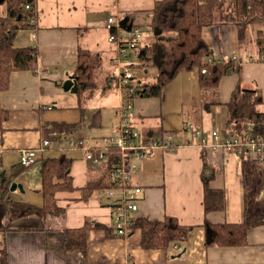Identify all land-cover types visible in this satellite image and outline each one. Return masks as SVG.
I'll return each mask as SVG.
<instances>
[{"label":"crops","instance_id":"crops-1","mask_svg":"<svg viewBox=\"0 0 264 264\" xmlns=\"http://www.w3.org/2000/svg\"><path fill=\"white\" fill-rule=\"evenodd\" d=\"M157 1L37 0V28L17 33L14 46H35L38 67L13 72L8 90L0 94V249L7 251L9 264H78L73 255L63 258L53 248L63 245L65 230L78 229L88 223L92 229L87 235L85 264H264V225L249 231V244L245 247L205 245V220L212 224L244 222L241 160L235 152L211 148V139L202 147L200 138L181 134L184 125L189 123L201 130L222 132L227 116L225 104L240 78L244 88L260 89L264 101V61H258L264 55V33L258 25L251 31L250 41L244 44L239 40L235 25L203 30L204 39L215 56L225 59L237 56L241 66V74L233 73L221 79L218 86L220 105L206 107L208 91L202 94L205 91L200 89L198 70L180 72L161 97L139 96L133 100L129 114L143 141L172 132L176 133L180 146L173 152H159L149 159H131V164L137 167L132 171L133 183L142 189L136 217L157 222L167 217L176 218L181 225L193 227L185 242L167 248H145L139 242L138 233L118 236L112 225L111 201L103 195V189L95 191L88 200L80 198L79 189L89 181L108 184L109 173L106 164L94 166L85 159V150L78 146L83 137L76 135L84 125L90 130L103 125L102 115L97 113L101 111L96 110L102 103L90 104L93 98L107 102L115 96L114 106L117 97L119 105L121 102L114 63L118 54L116 46L109 43L106 21L115 17L122 36L131 26L140 27L146 47L151 39L150 25ZM0 11H5L4 5ZM81 48L94 54L101 64L99 88L84 113L80 110L78 95L72 91L73 86L65 88L71 77L75 81ZM140 55L136 56L144 70L139 75L141 81L155 79L158 70L141 67ZM56 124L79 126L71 133L47 140L50 144L37 152L36 163L23 167L21 151L38 149L43 131ZM116 124L109 135L96 133L100 136L96 137L89 133V141L84 138L86 147H103L106 139L115 136ZM59 156L73 159L71 176L78 189L57 195L58 206L64 214L44 219L37 215L12 218L9 202L43 206L42 159ZM204 159L208 172L214 177L212 187L224 190L226 203L224 211L208 215L202 181ZM13 183L18 185L15 190H11ZM260 197L264 200V190Z\"/></svg>","mask_w":264,"mask_h":264},{"label":"trees","instance_id":"trees-1","mask_svg":"<svg viewBox=\"0 0 264 264\" xmlns=\"http://www.w3.org/2000/svg\"><path fill=\"white\" fill-rule=\"evenodd\" d=\"M30 5L26 10L25 6ZM0 94L8 90L13 72L36 70L38 51L35 46L16 48L14 40L22 29L37 28V0H0ZM35 19L36 24H31ZM264 24V0H159L153 8L150 25V42L146 45L141 67H154L158 76L153 80L139 81L142 90L140 97H161L164 89L182 71L198 70L199 86L202 91H216L223 77L241 74L237 61L221 58L217 63L208 64L206 60L214 56V50L203 36L207 27L235 25L241 43L250 41V33L256 25ZM261 33V30L258 31ZM261 61V57L258 59ZM101 64L94 54L80 49L78 64L74 72L72 91L78 95L82 113L99 88ZM206 69V73L202 70ZM221 103L213 102L211 107ZM264 101L258 88L246 89L241 78L231 94L228 103L225 128L222 135L238 137L242 141L260 138L264 141ZM97 113H100L99 111ZM79 124H56L43 131L42 140H53L56 136L75 131ZM204 150V149H203ZM240 156V172L244 186V222L242 224H212L205 220V245L207 247H245L249 244L250 230L264 225V200L260 197L264 190V165L254 159L248 149L243 148ZM114 159L111 157L110 162ZM73 159L65 156L44 158L41 167V208L28 204L9 202L8 211L12 218L37 215L44 219L50 215L64 214L58 206L57 195L61 192H75L71 176ZM93 165V164H92ZM108 168L109 173V166ZM205 163L202 173L204 184V207L208 215L225 210L223 189L212 187L213 175ZM109 183L89 181L79 189L81 200H88L92 194L111 186ZM92 226L88 223L78 229L64 231V243L53 250L61 257L73 255L78 264L86 263V240ZM193 227L183 226L174 217L162 222L147 218H136L128 235L138 233L139 242L145 248H167L172 244L185 242ZM115 230V229H114ZM0 264H9L6 250L0 249Z\"/></svg>","mask_w":264,"mask_h":264},{"label":"built area","instance_id":"built-area-1","mask_svg":"<svg viewBox=\"0 0 264 264\" xmlns=\"http://www.w3.org/2000/svg\"><path fill=\"white\" fill-rule=\"evenodd\" d=\"M26 10L30 5L25 6ZM36 24V20L30 21ZM117 19L113 16L106 21V29L109 33V43L116 46L117 58L114 63L117 65L118 90L121 98L118 110L120 113V126L115 136L104 141L103 147L88 149L83 141H78V146L85 150V159L94 166L106 164L109 166L111 186L102 190L103 195L111 201L112 225L118 236L126 237L132 222L137 218L139 210V196L142 192L140 186L133 183L132 171L137 167L131 164L132 158L140 160L154 157L159 152H173L180 146L177 144L176 133H166L162 137L150 138L143 141L141 132L135 128L130 118L129 112L133 108V100L138 98L142 90L137 86L141 78L135 74L131 65L129 52H134L137 56H145V46L143 45L144 32L138 26H131L127 33L122 36L116 25ZM35 29V28H32ZM221 58L212 56L206 60L208 64L217 63ZM237 61V56L229 58ZM264 61V55L261 56ZM206 73V69L202 70ZM181 134H191L200 138L202 147H205L208 139H211V148H219L227 152L240 154L243 148L250 151L251 156L264 165V141L260 138H250L242 141L238 137H228L222 135L220 130H201L194 124L184 125ZM49 141L41 142L38 149H24L21 151L20 163L28 168L36 163L37 152L49 146ZM111 157L113 161L110 162ZM133 171V172H134Z\"/></svg>","mask_w":264,"mask_h":264},{"label":"rangeland","instance_id":"rangeland-1","mask_svg":"<svg viewBox=\"0 0 264 264\" xmlns=\"http://www.w3.org/2000/svg\"><path fill=\"white\" fill-rule=\"evenodd\" d=\"M257 28H261L262 33H264V24L258 25ZM257 32L258 31L255 30V33H257ZM129 55L131 56V65L133 67L132 69L135 72V74L137 76H139L140 74L144 73V70H142L140 68V66H139L136 54L134 52H129ZM103 81L104 80L101 79L100 83H102ZM113 87H114V83H113ZM117 88H118V85H117ZM205 93H206V91L202 92V94H205ZM218 94H219L218 93V89L216 91H212V90L208 91L207 96H206V101L208 103L218 102V99H219V95ZM117 99H118V97H117ZM117 99H116V106H114L115 105L114 104L115 103V96L112 97L107 102L101 101L99 97H96V98L92 99L90 104H95L96 105L98 103H102L101 107L99 106L100 108L98 107V108H96V110H100L101 111L100 113L102 115L103 125L101 124L100 126H96V128H93L91 130H90V127H87V126L84 125L83 126L84 129H82L81 132L77 133L76 136L83 137V139H80V140L83 141L85 147L87 145V142L85 141V139L87 141H89V139H90V134L89 133H91L92 136H96V137H100L96 133H105L106 135H109L111 133V128L115 124V122H117V124H116L117 128L120 126V113H119V110H118L119 103H118ZM192 115L195 117L194 114H192ZM190 119H193V118H190ZM186 120H189V119H186ZM193 121L196 122V120H194V119H193ZM105 134H103V135H105ZM55 142H57V141H55Z\"/></svg>","mask_w":264,"mask_h":264},{"label":"water","instance_id":"water-1","mask_svg":"<svg viewBox=\"0 0 264 264\" xmlns=\"http://www.w3.org/2000/svg\"><path fill=\"white\" fill-rule=\"evenodd\" d=\"M73 84H74V79L71 77L69 79V81L66 83L65 88L69 89V88H71V86H73ZM17 186H18L17 184L13 183L11 190H15L17 188ZM19 188H22V186L19 185Z\"/></svg>","mask_w":264,"mask_h":264}]
</instances>
